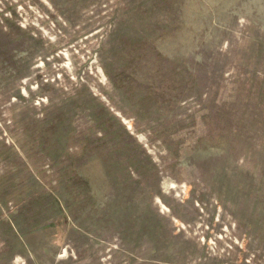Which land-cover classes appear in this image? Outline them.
Instances as JSON below:
<instances>
[{
  "label": "rangeland",
  "instance_id": "1",
  "mask_svg": "<svg viewBox=\"0 0 264 264\" xmlns=\"http://www.w3.org/2000/svg\"><path fill=\"white\" fill-rule=\"evenodd\" d=\"M0 264H264V0H0Z\"/></svg>",
  "mask_w": 264,
  "mask_h": 264
}]
</instances>
